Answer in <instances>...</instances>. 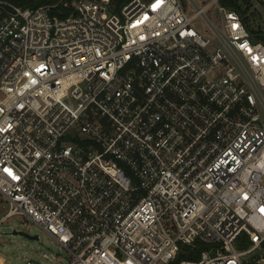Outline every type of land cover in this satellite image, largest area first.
<instances>
[{"label": "built area", "instance_id": "1", "mask_svg": "<svg viewBox=\"0 0 264 264\" xmlns=\"http://www.w3.org/2000/svg\"><path fill=\"white\" fill-rule=\"evenodd\" d=\"M186 1L0 0L1 221L69 264H264V44Z\"/></svg>", "mask_w": 264, "mask_h": 264}, {"label": "rangeland", "instance_id": "2", "mask_svg": "<svg viewBox=\"0 0 264 264\" xmlns=\"http://www.w3.org/2000/svg\"><path fill=\"white\" fill-rule=\"evenodd\" d=\"M200 7L210 0H195ZM187 12L191 9L182 0ZM246 8V7H245ZM244 9V7H243ZM206 15L216 23L220 20L218 8L211 5ZM246 18L253 30L264 31V0H250ZM9 209L8 202L0 194V264H69L68 253L39 226L23 216H13L1 221ZM16 233V234H14ZM37 237L38 239H30Z\"/></svg>", "mask_w": 264, "mask_h": 264}, {"label": "trees", "instance_id": "3", "mask_svg": "<svg viewBox=\"0 0 264 264\" xmlns=\"http://www.w3.org/2000/svg\"><path fill=\"white\" fill-rule=\"evenodd\" d=\"M128 1L129 0H110V5L114 12H118ZM220 4L229 10L238 12L241 15L243 22L254 41L264 44V31L261 29H258L257 31L253 30V28L250 26L248 18H246L247 8L250 4V0H220Z\"/></svg>", "mask_w": 264, "mask_h": 264}, {"label": "water", "instance_id": "4", "mask_svg": "<svg viewBox=\"0 0 264 264\" xmlns=\"http://www.w3.org/2000/svg\"><path fill=\"white\" fill-rule=\"evenodd\" d=\"M14 234H16V233H14ZM30 239H34L35 240V239H38V238L37 237H34V238H30Z\"/></svg>", "mask_w": 264, "mask_h": 264}]
</instances>
